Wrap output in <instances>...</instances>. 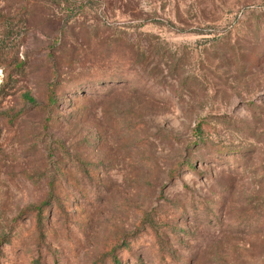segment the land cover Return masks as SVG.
<instances>
[{"label": "rangeland", "instance_id": "1", "mask_svg": "<svg viewBox=\"0 0 264 264\" xmlns=\"http://www.w3.org/2000/svg\"><path fill=\"white\" fill-rule=\"evenodd\" d=\"M117 250L264 264V0H0V264Z\"/></svg>", "mask_w": 264, "mask_h": 264}, {"label": "trees", "instance_id": "2", "mask_svg": "<svg viewBox=\"0 0 264 264\" xmlns=\"http://www.w3.org/2000/svg\"><path fill=\"white\" fill-rule=\"evenodd\" d=\"M48 102L50 104L53 103V101H52L51 98H49ZM38 217H39V214H38ZM123 249H124V251H126V247H124ZM108 260H109V263L110 264H121L120 263L121 260H120V257H119L118 250L117 251H112V254L109 256V259Z\"/></svg>", "mask_w": 264, "mask_h": 264}]
</instances>
